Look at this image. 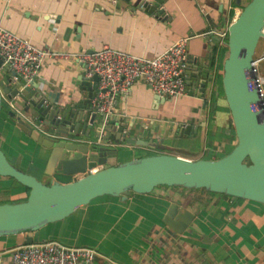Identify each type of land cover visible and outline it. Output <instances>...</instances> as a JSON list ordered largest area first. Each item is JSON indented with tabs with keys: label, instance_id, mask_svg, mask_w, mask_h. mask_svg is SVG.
Masks as SVG:
<instances>
[{
	"label": "crops",
	"instance_id": "obj_1",
	"mask_svg": "<svg viewBox=\"0 0 264 264\" xmlns=\"http://www.w3.org/2000/svg\"><path fill=\"white\" fill-rule=\"evenodd\" d=\"M249 1L241 0L239 5L237 0H144L159 5L150 11L138 0H0V25L37 48L68 55L48 57L35 79L45 95L62 106L85 99L79 78L86 75L70 55L110 46L154 57L190 37L187 56L192 67L188 70L196 73L208 59L206 95L197 93L200 84L189 74L190 89L178 98L160 95L137 81L117 100L113 118L125 122L134 136L174 149L122 144L118 163L159 152L218 159L238 142L220 78L228 56H224L228 28ZM221 32L225 37L217 34ZM6 98L0 112V147L8 159L47 183L75 180L76 176L46 173L50 150L24 132L18 118L11 115L22 112ZM188 124L199 126L197 137H177L176 127ZM29 193L16 179L0 175V203L25 201ZM173 202L195 215L183 232L166 222ZM27 237L26 233L0 235V264H11L12 249L26 244ZM44 240L93 247L98 252L93 264H264V203L205 188L161 185L125 199L97 197L65 219L43 227L39 241Z\"/></svg>",
	"mask_w": 264,
	"mask_h": 264
},
{
	"label": "water",
	"instance_id": "obj_2",
	"mask_svg": "<svg viewBox=\"0 0 264 264\" xmlns=\"http://www.w3.org/2000/svg\"><path fill=\"white\" fill-rule=\"evenodd\" d=\"M137 4L150 11L159 6L144 0ZM237 4L241 5V0ZM159 12L165 14L164 9ZM263 29L264 0H250L228 28L229 52L223 64L222 86L238 142L218 159H190L159 152L118 163L122 144L161 151L174 147L134 136L125 122L113 117L105 121L92 112L90 99L97 90L98 76L82 75L79 84L85 99L62 106L53 103L36 80L28 84L0 57V112L5 95L22 112H11L19 126L50 150L46 173L76 176L68 183L44 182L17 168L0 147V175L12 177L30 189L25 201L0 203V235L26 233V244L38 242L43 227L65 219L97 197L115 195L125 199L133 192L150 193L161 185L205 188L264 203V111L254 77L256 49L264 37ZM200 67L196 73L188 70V74L198 80L197 93L204 96L210 79L208 59ZM189 85L190 79L188 90ZM198 129L192 124L178 125L176 136L197 137ZM194 216L180 202H173L166 222L183 232Z\"/></svg>",
	"mask_w": 264,
	"mask_h": 264
},
{
	"label": "built area",
	"instance_id": "obj_3",
	"mask_svg": "<svg viewBox=\"0 0 264 264\" xmlns=\"http://www.w3.org/2000/svg\"><path fill=\"white\" fill-rule=\"evenodd\" d=\"M109 1L117 3L118 0ZM217 34L221 37L226 35L225 32ZM189 39H180L154 57L138 56L110 46L70 55L87 77H99L97 90L90 99L92 112L105 121L111 119L119 97L126 95L139 80L163 96L178 98L186 95ZM0 57L4 64L30 84L48 57L66 58L68 55L37 48L29 40L0 25ZM262 60L264 56L255 57L254 77L264 111V73L258 66ZM97 255L93 247H70L56 240H44L14 247L11 264H93Z\"/></svg>",
	"mask_w": 264,
	"mask_h": 264
},
{
	"label": "rangeland",
	"instance_id": "obj_4",
	"mask_svg": "<svg viewBox=\"0 0 264 264\" xmlns=\"http://www.w3.org/2000/svg\"><path fill=\"white\" fill-rule=\"evenodd\" d=\"M264 56V37H262L258 43V46H257V49H256V55L255 57L256 58H259V57H262ZM259 70H261L263 73H264V60H262L260 63H259ZM223 77V76H222ZM171 149V148H170ZM196 151L200 150V148H195ZM164 150H168V149H164ZM195 151V152H196ZM198 155H196L197 157Z\"/></svg>",
	"mask_w": 264,
	"mask_h": 264
},
{
	"label": "trees",
	"instance_id": "obj_5",
	"mask_svg": "<svg viewBox=\"0 0 264 264\" xmlns=\"http://www.w3.org/2000/svg\"><path fill=\"white\" fill-rule=\"evenodd\" d=\"M214 50H215V52L218 51V45L215 46V49H214ZM224 51H225V53H224L225 55H224V56L226 57V56L228 55V52H229V51H228V47H226V48L224 49ZM216 54H217V53H216ZM215 63H216V61H215V56H214V57H213L212 67H215ZM220 81H222V77L220 78ZM216 91L219 93V91H221V90L218 88V89H216ZM145 155H148V154H145Z\"/></svg>",
	"mask_w": 264,
	"mask_h": 264
},
{
	"label": "bare ground",
	"instance_id": "obj_6",
	"mask_svg": "<svg viewBox=\"0 0 264 264\" xmlns=\"http://www.w3.org/2000/svg\"><path fill=\"white\" fill-rule=\"evenodd\" d=\"M239 13H240V12H239ZM239 13H238V14H239ZM237 16H238V15H237ZM237 16H236V17H237ZM235 19H236V18H235ZM227 39H228V37H227Z\"/></svg>",
	"mask_w": 264,
	"mask_h": 264
}]
</instances>
